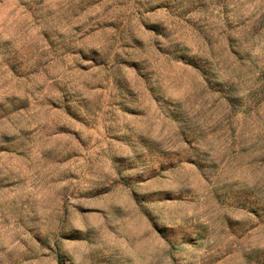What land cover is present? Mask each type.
<instances>
[{
    "label": "rangeland",
    "instance_id": "1",
    "mask_svg": "<svg viewBox=\"0 0 264 264\" xmlns=\"http://www.w3.org/2000/svg\"><path fill=\"white\" fill-rule=\"evenodd\" d=\"M0 264H264V0H0Z\"/></svg>",
    "mask_w": 264,
    "mask_h": 264
}]
</instances>
